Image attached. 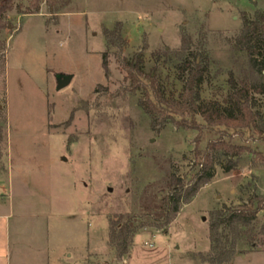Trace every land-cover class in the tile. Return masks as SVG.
Wrapping results in <instances>:
<instances>
[{
	"label": "rangeland",
	"instance_id": "rangeland-1",
	"mask_svg": "<svg viewBox=\"0 0 264 264\" xmlns=\"http://www.w3.org/2000/svg\"><path fill=\"white\" fill-rule=\"evenodd\" d=\"M56 2L53 10L42 5L36 15L8 14L15 31L0 34L6 37L0 192L8 189L2 174L10 171L15 184L38 185L14 196L16 202L27 204L44 194L51 198L50 264H119L122 259L107 239L110 222L121 215L134 223L126 264H192L186 255L209 264L201 256L211 251L210 225L227 208L245 204L252 195L264 196V164L246 154L226 173L227 159L217 156L212 180L181 206L164 232L158 230L161 222L142 203H158L171 174L189 178L198 133L171 124L152 131L138 106L140 93L123 90L118 60L141 50L144 73L155 70L165 94H177L183 81L180 61L171 52L178 51L181 35L187 34L191 45L185 58L207 62L200 97L221 103L230 92L229 74L236 82L249 74L248 56L233 49L241 16L253 19L256 11L264 12V0ZM116 22L122 23L129 45L109 51L106 79L102 28L112 29ZM165 49L171 53L167 57ZM59 76L71 80L58 90ZM253 97L255 110L264 117V96ZM214 138L204 131L199 148ZM251 146L264 154L261 143ZM229 236L235 241L232 264H264V211Z\"/></svg>",
	"mask_w": 264,
	"mask_h": 264
},
{
	"label": "trees",
	"instance_id": "trees-1",
	"mask_svg": "<svg viewBox=\"0 0 264 264\" xmlns=\"http://www.w3.org/2000/svg\"><path fill=\"white\" fill-rule=\"evenodd\" d=\"M17 0H0V34L4 31H15L7 20L8 14L16 12L18 16L36 15L42 5L53 10L56 0H25L26 6L16 4ZM105 51L101 54V67L104 77L109 78V51L125 50L128 41L123 35V25L116 22L112 29L102 28ZM191 45L187 34L181 35L178 51L171 52L179 61L177 67L183 86L177 94L166 95L155 75L143 71L142 51L134 53L130 59L118 60L123 81V90L130 94L140 93L139 108L149 117L152 131L157 132L166 125L177 129L192 130L198 133L195 139L194 171L188 179L171 174L165 182L163 197L156 204L142 203L143 208L152 211L155 220L161 222L156 228L165 231L178 215L182 205L189 204L201 187L208 184L214 176L217 156L227 159L226 173L235 169V160L243 155H251L254 160L264 164V154L251 145L261 143L264 146V117L255 110L256 96H264V12L256 11L253 19L245 14L241 16V29L234 39L233 49L248 56L249 74L236 82L229 74L230 92L220 103L215 100L203 101L199 87L207 71V62L199 57L189 61L185 58ZM147 47L144 39L142 50ZM6 37L0 38V77L6 67ZM167 49L164 56L171 54ZM153 52V56H160ZM253 94V96H251ZM204 131H209L215 138L208 141L205 148H199L200 138ZM3 141L0 128V146ZM235 141H239L236 143ZM147 186L144 191L149 188ZM264 211V196L252 195L248 201L236 208H227L224 214L218 213L209 228L211 251L203 262L209 264H232L235 256V241L229 233L239 227H248ZM117 222H110L108 244L115 251L117 259L127 256L133 232V219L129 216H118Z\"/></svg>",
	"mask_w": 264,
	"mask_h": 264
},
{
	"label": "crops",
	"instance_id": "crops-1",
	"mask_svg": "<svg viewBox=\"0 0 264 264\" xmlns=\"http://www.w3.org/2000/svg\"><path fill=\"white\" fill-rule=\"evenodd\" d=\"M2 177L8 189L0 192V264H50L51 198L44 194L37 200L29 199L27 204L21 200L18 203L14 196L24 195L25 190L37 188L38 185L15 184L10 171L2 174ZM47 186L52 188L50 180ZM53 209L55 213L59 212L55 206ZM125 257L119 264H126ZM185 259L192 264H201L188 255Z\"/></svg>",
	"mask_w": 264,
	"mask_h": 264
},
{
	"label": "water",
	"instance_id": "water-1",
	"mask_svg": "<svg viewBox=\"0 0 264 264\" xmlns=\"http://www.w3.org/2000/svg\"><path fill=\"white\" fill-rule=\"evenodd\" d=\"M71 80V77L70 76H59L57 78V89H61L63 88L64 86H66Z\"/></svg>",
	"mask_w": 264,
	"mask_h": 264
}]
</instances>
